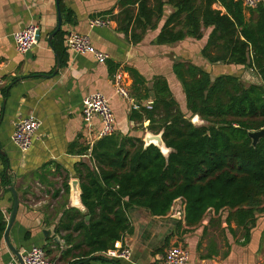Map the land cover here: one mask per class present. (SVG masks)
I'll use <instances>...</instances> for the list:
<instances>
[{
  "label": "crops",
  "instance_id": "obj_1",
  "mask_svg": "<svg viewBox=\"0 0 264 264\" xmlns=\"http://www.w3.org/2000/svg\"><path fill=\"white\" fill-rule=\"evenodd\" d=\"M121 1L125 0H59L63 17L60 31L64 35L57 37L59 31L49 41L58 26L56 0H0V171L11 180V185L5 186L0 175V212L8 223L14 206L9 190L12 186L19 211L10 241L21 255L32 247H49L55 252L48 259L63 264L59 262L61 254L71 248L65 236L72 234L76 243L81 241L79 232L62 230L60 224L66 212L75 219L73 226L81 221L78 212L87 214L81 202L80 172L84 166L98 171L92 147L101 122L95 119L89 126L84 121L86 97L104 94L116 117L114 134L144 141L146 133L151 132L144 109L154 106L157 80H166L179 108L185 115L190 113L175 71L177 64L197 66L212 80L228 75L239 78L245 86L261 82L252 69L211 62L220 54L217 48L208 46L212 27L204 29L199 40L186 38L173 44H158L166 20L175 11L169 5L164 7L157 29L148 30L141 42L134 43L131 32L126 35L119 30L116 17L124 10ZM261 4L264 6V0ZM138 8V4L132 7L135 15ZM214 9L226 14L220 5ZM68 13H72V22L66 21ZM244 13L250 19L251 11L244 8ZM98 18L109 24L91 27V21ZM30 24L40 28L39 44L21 54L13 35ZM69 30L89 35L94 47L107 56L106 62L101 64L92 55L70 51L65 42ZM58 63L60 70L53 75ZM117 75H122L128 98L117 94ZM30 115L41 122V128L31 149L22 153L12 142V135L16 123ZM73 182H78L79 199L72 189ZM229 214L227 210L217 213L211 209L199 226L189 227L182 199L175 201L166 216H153L146 209L134 207L128 212L133 234H124L121 239L131 248L132 263L107 259L90 264H156L173 245L187 249L189 264H264V213L248 229L229 220ZM85 220L88 223L90 217L87 215ZM45 231L50 232L49 237ZM15 260L20 264L3 240L0 264H15Z\"/></svg>",
  "mask_w": 264,
  "mask_h": 264
},
{
  "label": "trees",
  "instance_id": "obj_2",
  "mask_svg": "<svg viewBox=\"0 0 264 264\" xmlns=\"http://www.w3.org/2000/svg\"><path fill=\"white\" fill-rule=\"evenodd\" d=\"M120 4L124 10L116 17L119 30L131 32L134 43L141 42L148 30L157 29L169 5L175 11L166 20L158 44L199 40L203 30L212 27L208 46L220 54L211 62L252 69L261 82L245 86L228 75L212 80L197 66L177 64L190 118L198 115L207 123L195 126L173 99L167 81L157 80L154 106L144 109V114L150 121L148 129L163 133L169 156L154 145L145 148L141 138L134 141L113 134L95 142L92 159L98 171L84 166L80 172L87 214L78 212L81 221L73 226L75 219L66 212L60 224L62 230L79 232L81 240L76 243L72 234L65 236L71 248L61 254L63 264L106 262L102 253L124 234H133L128 212L134 207L166 216L182 199L189 227L199 226L211 209L227 210L229 220L246 229L264 213V138L255 148L249 137V132L264 128V6L252 10L247 19L241 0H125ZM136 4L137 15L132 9ZM215 5L226 14L215 10ZM66 21L72 22V13L66 14ZM63 35L62 30L57 37ZM0 175L5 186L11 185L4 171ZM7 226L0 212V244ZM43 249L47 256L55 252Z\"/></svg>",
  "mask_w": 264,
  "mask_h": 264
},
{
  "label": "built area",
  "instance_id": "obj_3",
  "mask_svg": "<svg viewBox=\"0 0 264 264\" xmlns=\"http://www.w3.org/2000/svg\"><path fill=\"white\" fill-rule=\"evenodd\" d=\"M243 7L252 11L257 9L262 0H241ZM109 24L108 20L95 19L91 21V27H104ZM16 49L21 54L29 53L39 44L40 28L37 24H30L22 31L13 35ZM65 42L70 51L79 55H92L101 64L105 63L107 56L97 50L89 35L80 34L74 30H69L65 37ZM3 81L0 77V86ZM117 94L128 98V92L123 85L122 75L116 76ZM83 116L84 121L90 126L97 119L101 122V129L96 134V139L111 136L115 133L116 117L110 106L107 97L98 92L94 93L84 100ZM41 128V122L34 116L18 121L15 125V131L12 135V142L22 152L27 153L32 145L36 134ZM102 255L107 259L123 260L132 263V251L122 240L116 241L114 246L103 252ZM24 264H55L48 259L45 250L42 247H32L29 251L22 254ZM18 264L17 260L14 262ZM156 264H189V252L181 245L171 246L164 258Z\"/></svg>",
  "mask_w": 264,
  "mask_h": 264
},
{
  "label": "water",
  "instance_id": "obj_4",
  "mask_svg": "<svg viewBox=\"0 0 264 264\" xmlns=\"http://www.w3.org/2000/svg\"><path fill=\"white\" fill-rule=\"evenodd\" d=\"M56 1H57V7H58V26H57V29L54 31V33L51 35L49 41H51L56 36V34L61 30L62 24H63V17H62V13H61L60 7H59V0H56ZM59 70H60V63H58L57 68L54 71L53 75L57 74ZM49 77H51V76H49ZM192 119H193L192 123L195 126H198L197 123L200 124L199 126H202V125H204L202 123H205L198 115H195ZM149 135L156 137L158 139L159 144H155L148 137ZM249 137L252 140L253 147L256 148L257 145L259 144L260 140L262 138H264V128L261 129L260 131H251V132H249ZM144 143H145V148H147V147H149L151 145L156 146L162 152V154L165 157H168L170 152H171V150L168 149L166 147V145H165V142L163 140V133H160V134H154L152 132L148 133L146 135L145 139H144ZM162 146H165L167 148V150H168L167 154L162 150ZM71 186H72V189L74 191L76 199H79V193H78V189H77L78 182H73L71 184ZM9 190L12 192V194L14 196V206H13V210H12V213H11V217H10L9 222H8V226H7L6 232L4 234V241L6 242L8 248L10 249V251L16 257H18V260L20 261V264H24L22 255L19 253V251L17 249H15V247H13V245L11 244V241H10V232H11V229H12L14 223H15V220H16V217H17V214H18V211H19V200H18L17 193H16L15 189L12 186L9 188ZM44 234H45L46 237L50 236V232H48V231H45ZM55 242L60 244L59 238H55Z\"/></svg>",
  "mask_w": 264,
  "mask_h": 264
},
{
  "label": "bare ground",
  "instance_id": "obj_5",
  "mask_svg": "<svg viewBox=\"0 0 264 264\" xmlns=\"http://www.w3.org/2000/svg\"><path fill=\"white\" fill-rule=\"evenodd\" d=\"M155 144H159L158 139L154 136L149 135L148 136ZM162 150L167 154L168 150L165 146H162Z\"/></svg>",
  "mask_w": 264,
  "mask_h": 264
},
{
  "label": "rangeland",
  "instance_id": "obj_6",
  "mask_svg": "<svg viewBox=\"0 0 264 264\" xmlns=\"http://www.w3.org/2000/svg\"><path fill=\"white\" fill-rule=\"evenodd\" d=\"M186 113H187L186 116H187V118L189 119V118L191 117V114L188 113V112H186ZM192 118H193V117H192ZM192 118H190V119H191V121L193 122V119H192ZM202 124L206 125L207 123H202ZM197 125L199 126L200 124L197 123ZM148 133H150V132H147L146 135H147ZM146 135H145V137H146ZM144 139H145V138H144Z\"/></svg>",
  "mask_w": 264,
  "mask_h": 264
}]
</instances>
